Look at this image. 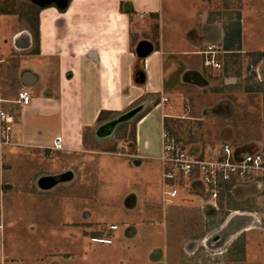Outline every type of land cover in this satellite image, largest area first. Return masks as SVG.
<instances>
[{"label":"crops","instance_id":"1","mask_svg":"<svg viewBox=\"0 0 264 264\" xmlns=\"http://www.w3.org/2000/svg\"><path fill=\"white\" fill-rule=\"evenodd\" d=\"M185 1L189 4L182 0H72L63 11L56 4L48 5L39 14V43L17 15L0 11V59L6 61L13 54L21 59L20 87L32 96L30 106L20 108L17 115L12 143L0 146V215L10 198L30 202L26 205L30 208L20 210L32 216L21 225L31 238L0 241V264H102L101 253L86 239L90 233L102 236L107 230L99 232L94 214L82 212L81 190L100 172L95 166L88 172V165L98 164L103 155L119 157L148 190L127 198V214L133 217L120 238L124 253L136 247L142 228H156L159 234L146 248L149 257H142L144 262L137 263L130 251L121 264H212L199 253L209 246L217 249L210 256L212 261L222 256L223 264H264V240L252 237L264 234V188L236 187L228 198V210L206 214L201 207L181 205L193 197L202 206L205 201L199 196L185 197L180 189L175 197L164 193L168 191L162 161L167 103L182 88L194 89L192 82L208 70L205 51L218 43L221 46L225 37L219 24L204 25V0ZM37 2L32 0L39 7ZM260 2L264 7V0ZM131 8L133 13L128 12ZM261 10L257 16L243 17L240 48L236 42L232 50L264 52L263 41L247 43L248 36L264 35ZM141 57L142 83H136ZM147 94L165 96L168 101L153 106L137 123L134 153L96 150L88 155L84 134L98 127L100 113L123 112ZM58 139L61 148L57 149ZM155 182L162 188V207L149 193ZM67 197L75 200L72 210L65 205ZM118 230L117 226L113 232Z\"/></svg>","mask_w":264,"mask_h":264},{"label":"rangeland","instance_id":"2","mask_svg":"<svg viewBox=\"0 0 264 264\" xmlns=\"http://www.w3.org/2000/svg\"><path fill=\"white\" fill-rule=\"evenodd\" d=\"M38 1L41 4L43 1L46 5L60 4L65 6L67 3L65 0ZM259 2L260 0H204L207 14L204 25L211 28L218 27L219 24L225 30L224 40L220 43L223 46L221 47L218 43V47L214 48L216 62L221 65V68L207 67L208 70L202 73L203 77L196 80L195 83L192 82L193 90L182 88L177 92L176 97L169 100L165 112V132L168 134L165 138L166 144H169V140L173 141L174 139L176 144L177 140H181L179 146L196 156L214 150L215 147H220L225 143L238 150L264 153V52L244 54L240 51L226 50V46H224L226 45L228 30L235 23L242 22L245 15L257 16L262 11L261 9H264L263 5L259 6ZM37 7L32 3V0H0L1 13L17 15L21 23L32 31L34 39H36L34 29L36 15L33 8L37 9ZM179 9L177 8V10ZM255 41L264 42V35L259 37L255 33L253 36H248V45ZM250 55H252L251 58ZM142 59V57L139 58L135 75L142 70ZM20 66L21 59L16 58L14 54L9 56L6 61L0 59V97L12 101L16 99L21 86L20 72L17 70ZM167 101L165 96L147 94L127 110L104 119L97 124L98 127L95 126L92 130H86L88 155H93L96 150L104 153H134L132 137L134 122L140 114L146 112L150 107L160 103L166 104ZM4 105L9 108L8 111L14 117L15 123L20 106L13 102L4 103ZM124 137L125 139H123ZM112 150L115 152H111ZM91 163L88 165V172L93 170L94 166L95 169H100V172L94 180L86 182L84 188L82 187V212L94 214L93 222L98 223L96 227L102 234L109 229L112 223H115L119 230L112 231L111 236H109L113 245L92 243L91 240L94 235L92 233L86 241L92 245V248H97L101 253L99 258L102 260V264H121V261L125 259L124 255L127 256L130 251L132 255L130 257H134L137 263L144 262L142 257L145 260L149 257L148 251H145L146 248L159 238L156 228L144 227L142 231L139 230L140 236L134 241L136 247L130 248V251L124 253V249L119 244L120 238L127 228L125 223L133 217L131 214H127L130 211L127 209L130 204L127 198L131 196V193L141 195L148 190L143 187L144 185L138 175L135 174L134 177L127 170L128 168L123 166L119 157L103 155L98 164ZM155 183L156 186L152 185L149 193L155 194L157 203L162 207V188L160 186L158 189V183ZM177 185L180 186L179 189L185 197L197 195L201 198L198 199L205 201V204L201 206V203L192 197L187 201L190 203L183 202L181 205L199 209L201 207L205 214L208 210H214L206 203L208 196L200 181L195 178H180ZM250 185L253 184L245 186ZM236 187L239 186L229 188V196L232 197ZM70 191L72 192V190ZM74 193L78 194L79 192L74 191ZM181 198L183 197L181 196ZM181 198L177 200H181ZM228 198H222L219 203L221 210H214V212L219 213L228 210V205L225 207V200H229ZM125 199L127 200L126 204ZM38 202L35 200V203ZM7 203V209L1 214L2 216L0 215V241L4 244L22 238H31L30 231L22 230L21 225L30 222L32 216L30 214L22 215L20 210L21 208H30L26 207V205H30V202L14 197L8 199ZM65 203L66 206H69L68 209L72 210L75 200L67 197ZM92 230V228L88 229L89 232ZM257 234L263 237L260 238L256 234L252 237L264 240V234ZM216 250L213 246H209L206 249L201 248L199 253L207 255L208 261H211L212 264H223L222 256H215L212 261L210 256L216 253ZM205 264H209V262Z\"/></svg>","mask_w":264,"mask_h":264},{"label":"built area","instance_id":"3","mask_svg":"<svg viewBox=\"0 0 264 264\" xmlns=\"http://www.w3.org/2000/svg\"><path fill=\"white\" fill-rule=\"evenodd\" d=\"M215 49L209 47L205 52V66L221 68L216 62ZM15 103L20 108L30 106L32 96L28 89L20 87L15 100L0 97V146L12 143V126L14 117L4 103ZM164 132V152L162 161L164 165V185L168 189L164 193L175 197L180 188L177 181L180 178H195L205 188L208 200L206 203L216 211H220L219 203L222 198L227 199L229 188L253 184L259 189L264 188V153L260 151L238 150L230 144H222L209 152L200 153L198 156L185 151L179 142L169 140ZM60 140H56L55 147H60ZM228 200H225V207ZM117 226L111 225L102 236L92 237V241L101 244H111L109 231L116 230Z\"/></svg>","mask_w":264,"mask_h":264},{"label":"trees","instance_id":"4","mask_svg":"<svg viewBox=\"0 0 264 264\" xmlns=\"http://www.w3.org/2000/svg\"><path fill=\"white\" fill-rule=\"evenodd\" d=\"M67 3L65 4V6H61L60 4L57 5L59 7L60 10H64L68 4L72 1V0H65ZM42 4L38 1L37 3L39 4V7H37V9L33 8V10L35 11V15H36V22H35V35H36V39L39 43V14L42 10V8L48 6L46 5V3H44L43 1H41ZM129 13H133V9L131 8L130 11H128ZM240 41H241V22H237L235 23L229 30H228V34H227V39H226V50H232L235 47L236 42L239 43V48H240ZM228 43V44H227ZM135 81L136 83H142V77L140 74L135 75ZM157 105V104H156ZM153 107H150L149 109H147L146 112L142 113L139 115V117L136 119V121L134 122V132H133V143L134 145L137 143V139H136V125L137 123L145 116L147 115V113H149L152 110ZM119 114V112H114V111H102L99 115L98 118V122H102L104 119H107L108 117L112 116V115H116ZM175 136V135H174ZM125 139V137L123 138ZM177 140V139H176ZM178 142H180L181 140H177ZM84 142L87 143V137H86V133L84 134ZM111 152H115V151H111Z\"/></svg>","mask_w":264,"mask_h":264}]
</instances>
